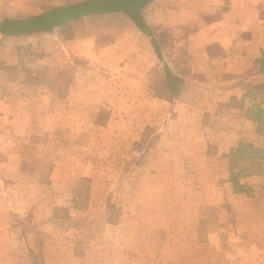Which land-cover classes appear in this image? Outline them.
<instances>
[{"label": "crops", "instance_id": "obj_1", "mask_svg": "<svg viewBox=\"0 0 264 264\" xmlns=\"http://www.w3.org/2000/svg\"><path fill=\"white\" fill-rule=\"evenodd\" d=\"M85 1L0 0V22ZM132 2L152 35L122 8L90 12L50 31L0 34V91L5 90L0 103L20 106L11 120L71 121L78 114L81 120L98 123L81 107L98 104L92 101L96 90L174 89V96L156 98L172 110L165 129H174L170 138L182 154L190 151L198 157L193 168L201 166L210 185L220 188L215 198L238 208L236 231L244 235V243L238 245L236 264H264V0ZM169 74L175 76L174 87ZM54 105L81 108L61 112ZM1 150L5 157L0 168L20 166L21 159L18 166L13 164L18 149ZM233 172L237 181L231 180ZM234 182L244 192H236ZM28 202L0 198V264H7L5 249L34 255L35 244L24 237L29 225L21 216L34 205L25 208ZM44 246L57 252L53 239ZM58 246L61 252L68 250L67 244ZM98 250L95 247L101 260Z\"/></svg>", "mask_w": 264, "mask_h": 264}, {"label": "rangeland", "instance_id": "obj_2", "mask_svg": "<svg viewBox=\"0 0 264 264\" xmlns=\"http://www.w3.org/2000/svg\"><path fill=\"white\" fill-rule=\"evenodd\" d=\"M95 93L98 104L81 107L98 123L78 114L71 121L11 120L20 106L0 103V160L9 147L20 152L13 164L22 163L0 168V198L34 204L21 216L29 225L24 237L36 247L33 257L5 249L7 264H236L244 243L238 208L215 198L220 188L201 166L193 168L198 157L182 154L170 138L171 107L156 98L174 96L172 90ZM237 178L233 172L231 180ZM52 239L57 252L44 246Z\"/></svg>", "mask_w": 264, "mask_h": 264}, {"label": "trees", "instance_id": "obj_3", "mask_svg": "<svg viewBox=\"0 0 264 264\" xmlns=\"http://www.w3.org/2000/svg\"><path fill=\"white\" fill-rule=\"evenodd\" d=\"M120 8L132 15L136 24L142 31L148 35H152L150 28L143 21L142 17L136 13L132 0H87L81 3L57 6L51 10H46L31 16L8 18L0 22V34L15 35L38 31H50L62 22L79 18L90 12H107L110 10H120ZM153 45L156 52L159 54V46L154 38ZM169 76L171 78L170 83L174 87L175 76L171 74H169ZM172 93L175 94L176 91L173 89ZM234 183L235 189L238 192H242V186L237 182Z\"/></svg>", "mask_w": 264, "mask_h": 264}]
</instances>
